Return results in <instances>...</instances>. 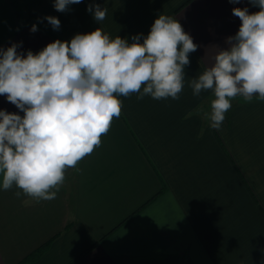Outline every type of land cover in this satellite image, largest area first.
<instances>
[{"label": "crops", "instance_id": "1", "mask_svg": "<svg viewBox=\"0 0 264 264\" xmlns=\"http://www.w3.org/2000/svg\"><path fill=\"white\" fill-rule=\"evenodd\" d=\"M14 1L0 0V49L16 44L25 56L98 27L131 43L161 14L179 20L198 47L178 100L118 97L120 117L99 147L66 170L56 199L38 203L17 198L16 186L0 188V264H264V101L238 96L243 105L215 130L202 112L213 90L194 96L190 87L238 32L232 9L259 7L82 0L60 12L55 0ZM95 4L107 9L101 22L87 10ZM48 16L59 19L58 29ZM0 110L24 115L6 96Z\"/></svg>", "mask_w": 264, "mask_h": 264}, {"label": "clouds", "instance_id": "2", "mask_svg": "<svg viewBox=\"0 0 264 264\" xmlns=\"http://www.w3.org/2000/svg\"><path fill=\"white\" fill-rule=\"evenodd\" d=\"M82 0H55L64 12ZM239 3L240 0H229ZM258 12L233 8L241 26L228 38V47L215 57L214 65L190 81L194 96L213 90L215 99L206 114L210 127L220 130L231 100L237 96L264 101V0H249ZM97 22L107 9L90 5ZM46 19L58 29L54 16ZM37 30L36 25L31 31ZM138 34L110 39L100 27L76 34L71 41L59 39L38 53L18 54L17 45L0 49V96L24 115L0 110V188L16 186L40 201L56 199L65 172L90 155L102 143L114 118L122 111L120 96L139 93L154 100L179 99L184 88L185 66L197 45L177 19L159 15L147 36ZM141 89H143L141 91ZM55 189V191H53Z\"/></svg>", "mask_w": 264, "mask_h": 264}, {"label": "rangeland", "instance_id": "3", "mask_svg": "<svg viewBox=\"0 0 264 264\" xmlns=\"http://www.w3.org/2000/svg\"><path fill=\"white\" fill-rule=\"evenodd\" d=\"M215 99V96H213L212 97V99L210 98V99H208V101L205 103V104H203L204 106H202V108L204 109L202 112H203V114L206 116V114H210V112H211V102H212V100H214ZM231 103H232V107H231V109H230V111L231 110H233V109H235V108H237V107H239V106H241V105H243V103H244V101L242 100V99H240L238 96L236 97V98H234V99H232L231 100ZM230 111H228L226 114H225V118L227 119L228 118V115L230 114ZM232 112V111H231ZM207 117V116H206ZM207 119V118H206ZM208 120V119H207Z\"/></svg>", "mask_w": 264, "mask_h": 264}, {"label": "trees", "instance_id": "4", "mask_svg": "<svg viewBox=\"0 0 264 264\" xmlns=\"http://www.w3.org/2000/svg\"><path fill=\"white\" fill-rule=\"evenodd\" d=\"M12 2L15 4V1L14 0H12ZM23 24H26V22H23Z\"/></svg>", "mask_w": 264, "mask_h": 264}]
</instances>
